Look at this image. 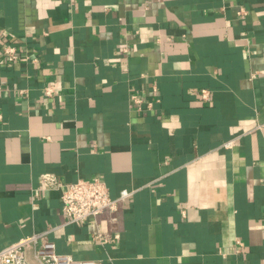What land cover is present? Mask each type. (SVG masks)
Wrapping results in <instances>:
<instances>
[{
    "label": "crops",
    "instance_id": "obj_1",
    "mask_svg": "<svg viewBox=\"0 0 264 264\" xmlns=\"http://www.w3.org/2000/svg\"><path fill=\"white\" fill-rule=\"evenodd\" d=\"M46 173L133 192L62 225ZM51 228L99 264H264V0H0V250Z\"/></svg>",
    "mask_w": 264,
    "mask_h": 264
},
{
    "label": "built area",
    "instance_id": "obj_2",
    "mask_svg": "<svg viewBox=\"0 0 264 264\" xmlns=\"http://www.w3.org/2000/svg\"><path fill=\"white\" fill-rule=\"evenodd\" d=\"M3 54L9 61L17 59L15 48L6 46ZM51 87H45L44 93L51 95ZM202 97L207 98V90H202ZM131 100L139 104L140 96L131 94ZM233 139L223 143L224 147H231ZM43 181L47 185L56 186L60 190L61 208L66 216L63 224H79L96 218L104 212L115 213L121 203L132 195L131 190L122 189L119 194L112 197L108 187L103 180L98 177L80 178L74 182L61 183L50 173L43 175ZM53 228L25 235L17 241L7 245L0 250V264H31L27 258L28 249L33 250L35 264H99L94 259H76L68 253H59L55 250V244L48 238L49 232ZM96 238L107 241L111 236L99 231ZM113 238H118L119 234L114 233Z\"/></svg>",
    "mask_w": 264,
    "mask_h": 264
}]
</instances>
